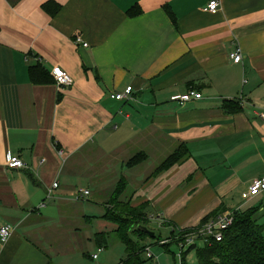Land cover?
Listing matches in <instances>:
<instances>
[{"label": "crops", "instance_id": "crops-1", "mask_svg": "<svg viewBox=\"0 0 264 264\" xmlns=\"http://www.w3.org/2000/svg\"><path fill=\"white\" fill-rule=\"evenodd\" d=\"M210 1L0 0V229H14L0 240V264L67 263L77 251L64 253L53 226L72 225L73 209L84 207L74 186L113 196L121 179L130 185L124 168L155 153L164 162L123 201L148 203L150 222L155 210L172 227L170 239L143 243L147 264H192L177 234L246 205L262 210L264 195H241L264 178V0H220L216 14L205 11ZM240 49L236 64L230 55ZM37 66L49 83L33 84ZM55 68L71 88L57 87ZM128 87L131 100L111 98ZM190 91L202 99L173 101ZM183 148L185 160L158 171ZM129 150L138 153L126 159ZM140 153L145 161L129 167ZM9 155L27 168L9 169Z\"/></svg>", "mask_w": 264, "mask_h": 264}, {"label": "trees", "instance_id": "trees-1", "mask_svg": "<svg viewBox=\"0 0 264 264\" xmlns=\"http://www.w3.org/2000/svg\"><path fill=\"white\" fill-rule=\"evenodd\" d=\"M138 14H140L139 9L131 11V16ZM30 69V79L33 84L39 85L50 82V79L41 70V66ZM188 156L189 153L185 148L180 149L158 171H166ZM145 159V154H138L129 162V167L137 166ZM126 188L127 182L125 179H121L116 188L117 191L110 201L113 204L106 208V214L103 217L110 225L106 227V232H99L95 235V242L98 248L103 251L104 248L108 247V237L115 234L126 249V258L120 264H147L141 255L147 249L143 243L150 236L143 232L142 228L149 229L147 210L151 206L148 203L134 206L131 201H119ZM258 211V209H250L247 212L237 213L234 224L224 233V239L221 242L215 240L204 242L205 247L197 250L198 264H264V226L259 225L255 219V214ZM218 216L220 215L214 217ZM209 220L208 218L203 222L206 224ZM110 226L113 227L112 231ZM194 230L180 232L178 234L179 241L183 242L184 236ZM196 245L190 247L188 251L197 249Z\"/></svg>", "mask_w": 264, "mask_h": 264}, {"label": "rangeland", "instance_id": "rangeland-1", "mask_svg": "<svg viewBox=\"0 0 264 264\" xmlns=\"http://www.w3.org/2000/svg\"><path fill=\"white\" fill-rule=\"evenodd\" d=\"M136 147L139 148V145H136ZM140 150V149H139ZM136 150H129L124 154V157L126 159H129L133 156H135L138 152ZM141 154V153H140ZM92 156V155H91ZM124 159V160H126ZM165 159V154L161 153H155L152 156V160H149V162L147 161V163H144L143 165H141L138 168L133 169H128V168H124L123 172V176L126 178V180H128V182H130V185H128V191H126V193L122 196V198L119 201H124L126 200V198H128V196L130 195V193H132L135 190H139V187L142 185L141 183H143L147 177H149L151 174H153L155 172V170L157 169L156 167L160 166L161 163L164 162ZM94 160H97L95 162L94 165H98L97 168L99 166H101V158H98L96 156H94ZM105 165L111 164L110 162H105ZM94 172H96V170H94ZM120 177V176H119ZM108 179H111L112 177H107ZM109 182V180H108ZM84 181H82L81 183H78L77 186H74V190L71 193V196H73L75 194V197L78 196V194L83 191V190H79V188H84ZM141 184V185H140ZM186 186H188V182H185L184 184V188L186 189ZM113 190V188H112ZM112 190H108V191H104V192H99V193H94V196H92V198L90 197H86L87 200H84V207L82 206H78L75 207L76 210L78 212L75 211V209H73V211L75 212V215H72V217H74L75 219L72 221V225H67L66 223H58L55 224L53 226V230H54V238L56 239V241H58L60 247L63 249L64 253L65 252H69V251H77V255L76 256H69L66 257L67 263L65 262V264H120L122 260H124L126 258V249L124 248V246L121 244V242L117 239V237L115 236V234H112L108 237V247L104 248V250L99 253V260L98 261H90L87 259L88 256H91L95 253L98 252V246L95 242V235L98 234V231L100 233L102 232H106V227H108L110 224L105 221L103 219V216L106 214L105 210V206L106 204L108 205V207H111V205L113 203L108 202L107 199L111 200L112 196H111V191ZM108 196V198H107ZM103 199H105L106 201H104L103 203ZM107 202V203H106ZM95 203H98L97 205H95ZM101 204V205H99ZM102 206V207H101ZM113 207V206H112ZM79 211V209H81ZM253 206L252 205H246L243 209H241L242 212H247L248 210L252 209ZM257 209V208H256ZM260 209V208H259ZM262 209V210H261ZM259 212H257V214H255V219L257 220V223L261 226H264V207L261 208ZM190 211V209L188 210ZM187 211V212H188ZM77 214V216H76ZM158 211L153 210L152 211V216L155 217V219H152L150 222V217H148V227L149 230H151L154 234H155V238L159 239L162 238L163 240L166 239H170L173 235V230L172 227L170 226H164L160 220H158L157 217ZM88 216L90 217L92 220V223L88 224L86 222L85 217ZM79 217V218H77ZM95 220V221H94ZM82 229L80 232L75 231V229ZM110 230L113 228L112 226L109 227ZM74 231L75 235L77 233L76 236H69V233L72 231ZM70 231V232H69ZM112 231V230H111ZM110 232V231H109ZM191 232V231H189ZM73 233V234H74ZM177 230L176 233L177 234ZM114 235V236H113ZM178 235V234H177ZM76 237V241H68L70 238H74ZM92 237V241L90 242H86L85 238H91ZM94 238V239H93ZM176 243L181 244L182 242H180L179 240L173 239ZM78 241V242H77ZM67 247H63L62 244H67ZM204 241H198L197 243V249L193 250L192 252L194 254H192L193 257H195L193 259L194 262H192V264H196L195 262H197L198 264V259H197V250L198 249H202L204 248ZM156 248V247H154ZM157 250V249H155ZM78 252H80L82 254V257L79 255L78 257ZM145 257L147 258V255H145ZM148 261V260H146ZM150 262V261H149ZM189 262V260H188ZM148 263V262H147ZM152 264V263H149Z\"/></svg>", "mask_w": 264, "mask_h": 264}, {"label": "built area", "instance_id": "built-area-1", "mask_svg": "<svg viewBox=\"0 0 264 264\" xmlns=\"http://www.w3.org/2000/svg\"><path fill=\"white\" fill-rule=\"evenodd\" d=\"M221 2L220 0H212L207 5V8L205 9L206 12H209L211 14H216L221 9ZM77 43L82 44L84 48H88V44L83 43V41L79 38L77 39ZM230 58L235 62L236 64L241 63L242 61V52L241 49L237 50L236 52L232 53L230 55ZM51 76L53 80L55 81V84L58 85L57 87L60 88V90H66L72 87L73 80L72 77L64 72V70L60 68H55ZM132 93L133 88L128 87L125 92L120 94H113L111 96L112 99L117 101H126L132 99ZM202 94H197L196 92L190 91L186 94L175 96L173 97V101H176L182 105L189 103L193 100H201ZM62 154V153H61ZM7 167L9 169L13 170H19L27 168L26 164L17 158L16 156L9 155L7 160ZM58 183H54L52 188L57 189ZM90 195L89 190H85L83 192H80L77 196V199H85ZM264 195V178L256 179L254 180L251 185L249 186L248 190L242 193L241 198L244 202H250L259 196ZM241 212L240 208L232 211L227 212L225 214H222L214 219L209 220L204 226L201 228H197L191 233L184 236V241L181 243V253L180 255H183V252H185L186 248L195 246L198 241H208V240H215L216 242H221L224 238V233L234 224L235 222V215L237 213ZM14 229L10 225H5L0 229V240L1 242L5 243L8 241V239L11 237L12 232ZM149 249H146V252H149ZM102 249L98 250V253H101ZM94 260L98 259V254H95L93 256Z\"/></svg>", "mask_w": 264, "mask_h": 264}, {"label": "water", "instance_id": "water-1", "mask_svg": "<svg viewBox=\"0 0 264 264\" xmlns=\"http://www.w3.org/2000/svg\"><path fill=\"white\" fill-rule=\"evenodd\" d=\"M143 232H145L146 234H148L150 236V238H154L155 234L149 230L148 228H142Z\"/></svg>", "mask_w": 264, "mask_h": 264}]
</instances>
